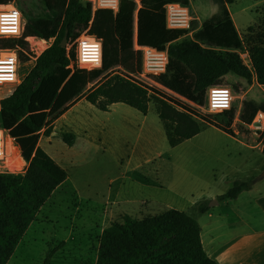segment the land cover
<instances>
[{
    "label": "trees",
    "instance_id": "trees-1",
    "mask_svg": "<svg viewBox=\"0 0 264 264\" xmlns=\"http://www.w3.org/2000/svg\"><path fill=\"white\" fill-rule=\"evenodd\" d=\"M18 1L0 0V5ZM41 1L59 16L56 21L28 22L22 38L0 39L1 50L18 48L20 56L29 51L26 38L54 39L35 57L32 68L14 92L0 100V127L9 131L28 164L24 173L0 174V264H8L35 215L69 178L68 172L39 143L41 136H50L54 123L82 98L103 112L122 103L144 115L152 100L159 102L158 117L166 124L169 145L176 147L201 132L189 115L199 116L186 101L203 107L207 88L222 85L231 74L248 84H252L255 75L256 82L264 87V35L253 38L254 27L248 29L252 69L244 65L239 54L230 52L245 48L227 8L237 0H223L222 14L203 22L191 38L185 29H169L166 17V6L186 7L191 0H120L117 13L110 9L93 11L88 0ZM66 29L67 46L63 47ZM84 33L103 43L101 69L70 68L76 62L74 43ZM135 45L167 53L165 72L152 77L163 90L136 78L142 74L143 57L141 51L134 49ZM260 110L264 111V107L245 101L241 122L249 125ZM234 113V109L225 113L229 118L225 127L208 117L202 119L234 136L230 130ZM61 138L68 146L76 143L73 133H64ZM262 142L264 153V138ZM251 187L252 182L236 181L218 201L235 200ZM197 210L199 214L206 213L208 203L200 204ZM52 255L53 252L49 253L43 264H49ZM96 264L217 263L203 248L198 221L169 209L142 220L126 215L122 223L104 229Z\"/></svg>",
    "mask_w": 264,
    "mask_h": 264
},
{
    "label": "rangeland",
    "instance_id": "rangeland-1",
    "mask_svg": "<svg viewBox=\"0 0 264 264\" xmlns=\"http://www.w3.org/2000/svg\"><path fill=\"white\" fill-rule=\"evenodd\" d=\"M15 5L22 12L24 27L28 22L56 21L59 17L41 0H19ZM184 8L189 26L180 29L187 30V37L191 38L203 22L222 14L224 3L191 0ZM227 8L245 42L242 51L230 52L239 54L244 65L252 69L248 29L254 27L253 38L264 35V0H237ZM53 42L54 39L35 37L28 42L29 51L20 56V80L32 68L35 57ZM134 49L141 51L143 57L138 81L162 89L152 77L165 72L168 56L162 67L161 62L154 64L145 58L146 49L136 45ZM222 85L235 92V119L230 125L234 136L202 119L208 117L225 127L229 122L225 113H209L206 100L203 107L186 101L199 116L188 114L201 132L176 147L169 145L166 124L158 117L159 102L152 100L144 115L122 103L103 112L82 98L54 123L55 134L41 136L39 145L68 172L69 178L35 215L8 264H43L51 252L49 264H96L103 230L122 223L124 216L142 220L175 209L198 219L197 207L204 202L209 207L218 206V197L227 193L234 182L253 184L264 172L260 171L264 154L251 148L260 139L236 116L241 114L245 101L264 107V87L256 82L255 75L252 84H248L231 74ZM16 87H0V99L12 94ZM64 133L76 135L74 146L63 142ZM16 149L6 162H0V174L26 171L28 164L17 145Z\"/></svg>",
    "mask_w": 264,
    "mask_h": 264
},
{
    "label": "built area",
    "instance_id": "built-area-1",
    "mask_svg": "<svg viewBox=\"0 0 264 264\" xmlns=\"http://www.w3.org/2000/svg\"><path fill=\"white\" fill-rule=\"evenodd\" d=\"M90 2L92 3L93 11H96L97 9H110L117 13L119 10V3L116 0H90ZM185 10L187 9L180 4H170L166 6L167 27L169 29H180L189 26L190 19L187 21L186 18H189V15L188 13L184 12ZM14 13H19V15L16 17V23L14 25H8V27L14 28L15 31H0V39H20L23 37L25 27L23 24L22 12L15 5V3L8 5H0V16L12 15ZM3 27H5V25L3 21L0 20V28ZM136 28L137 27L135 24V33ZM31 40H34V37L26 38L27 42H30ZM74 45H76L77 57L76 62L71 64V69H73L74 67L86 70L102 68L103 43L101 40L97 39L94 36H90L87 33H84L74 43ZM19 52L20 50L18 48L14 50L0 49V62H3L5 64L11 62V67L13 69V72L11 73L13 78L10 80H0V87L15 85L18 86L20 84L21 80L19 79ZM154 54H157L156 50L154 49H152V51L145 50V58L148 61H152L154 64H158V62L162 63V57L153 56ZM159 57L161 58L159 59ZM163 66L164 64L162 65V67ZM234 94V90L226 85H212L208 87L206 90V107L209 113L217 114L231 111L233 109V103L235 99ZM210 104L216 105L215 110H210ZM236 119L238 121L240 120V113L238 116H236ZM246 128L250 133L256 136L257 139H260V142L263 144L262 141L264 138V111H258L254 116L252 122L249 125H246ZM12 151H17L15 140L10 136L9 131L0 127V162H6L8 155L10 156L13 154Z\"/></svg>",
    "mask_w": 264,
    "mask_h": 264
},
{
    "label": "crops",
    "instance_id": "crops-1",
    "mask_svg": "<svg viewBox=\"0 0 264 264\" xmlns=\"http://www.w3.org/2000/svg\"><path fill=\"white\" fill-rule=\"evenodd\" d=\"M251 148L263 153L261 142ZM195 219L203 248L217 264H264V179L253 182L237 199L219 202Z\"/></svg>",
    "mask_w": 264,
    "mask_h": 264
},
{
    "label": "clouds",
    "instance_id": "clouds-1",
    "mask_svg": "<svg viewBox=\"0 0 264 264\" xmlns=\"http://www.w3.org/2000/svg\"><path fill=\"white\" fill-rule=\"evenodd\" d=\"M19 15V13H14L12 15H3L0 16V20L3 21L5 27L0 28V31L2 32H9L5 31L6 29L11 30L13 28L8 27V25H14L16 23V17ZM13 72V69L11 67V62H8L7 64L0 62V80H10L12 79L11 73ZM10 78V79H9ZM210 110H215L216 105L210 104Z\"/></svg>",
    "mask_w": 264,
    "mask_h": 264
},
{
    "label": "bare ground",
    "instance_id": "bare-ground-1",
    "mask_svg": "<svg viewBox=\"0 0 264 264\" xmlns=\"http://www.w3.org/2000/svg\"><path fill=\"white\" fill-rule=\"evenodd\" d=\"M118 3H119V0H116ZM185 13H188V11L187 10H185L184 11ZM187 19V21L189 20V18L187 17L186 18ZM143 49H146L147 51H152V49H149V48H143ZM156 53L157 54H154L153 56H161L162 57V65L164 64H166V62H167V55H166V53L165 52H163V53H159V52H157L156 51ZM149 56H151V55H149ZM14 153V152H13Z\"/></svg>",
    "mask_w": 264,
    "mask_h": 264
},
{
    "label": "water",
    "instance_id": "water-1",
    "mask_svg": "<svg viewBox=\"0 0 264 264\" xmlns=\"http://www.w3.org/2000/svg\"><path fill=\"white\" fill-rule=\"evenodd\" d=\"M67 39H68V30L66 29L64 38L61 42V46H63V47L67 46ZM53 134H55V133H53ZM261 179H264V172L255 181H258Z\"/></svg>",
    "mask_w": 264,
    "mask_h": 264
},
{
    "label": "snow or ice",
    "instance_id": "snow-or-ice-1",
    "mask_svg": "<svg viewBox=\"0 0 264 264\" xmlns=\"http://www.w3.org/2000/svg\"><path fill=\"white\" fill-rule=\"evenodd\" d=\"M5 31H13V32H14V31H15V29H14V28H13V29H11V30H8V29H6ZM9 79H10V78H9Z\"/></svg>",
    "mask_w": 264,
    "mask_h": 264
}]
</instances>
